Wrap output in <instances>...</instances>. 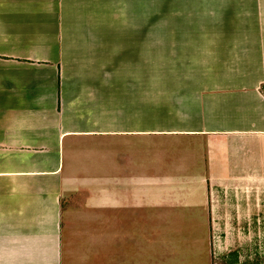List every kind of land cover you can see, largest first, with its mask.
I'll use <instances>...</instances> for the list:
<instances>
[{
  "label": "crops",
  "instance_id": "0c3cea01",
  "mask_svg": "<svg viewBox=\"0 0 264 264\" xmlns=\"http://www.w3.org/2000/svg\"><path fill=\"white\" fill-rule=\"evenodd\" d=\"M144 34L198 37L159 73ZM98 193L101 240L75 228ZM224 195L264 201V0H0V264H209ZM141 210L203 233L149 247Z\"/></svg>",
  "mask_w": 264,
  "mask_h": 264
},
{
  "label": "rangeland",
  "instance_id": "374dc122",
  "mask_svg": "<svg viewBox=\"0 0 264 264\" xmlns=\"http://www.w3.org/2000/svg\"><path fill=\"white\" fill-rule=\"evenodd\" d=\"M144 65H150L151 54L158 55L159 60L154 57L153 64L159 65V73H165L164 69L167 63V48L173 47L171 43L178 40L192 42L194 37L198 36H170L166 34H144ZM165 140L159 138L155 141ZM148 145L143 148V158L151 156L149 159L155 162L164 160L168 155H164L166 148ZM96 158V157H94ZM147 160V159H146ZM83 167L82 170H88L87 167L91 165L89 162H80ZM95 165L94 172H97L99 165ZM123 171L133 167L131 164H122ZM146 165H144V169ZM121 170V169H120ZM154 170V169H153ZM113 171V170H112ZM155 171V170H154ZM223 200L217 206L214 212L215 225L208 226L207 235L209 241L201 245L200 251H204L208 256L209 264H264V201L256 200L254 204L249 205V208L236 209L232 202L231 195H224ZM88 205L90 209L83 211L80 209L75 212L77 218L75 224L76 230H87V237H94L98 240L102 239L103 227L100 222L103 218V197L101 193L91 194ZM93 205V207L91 206ZM141 210L134 216L132 212H128L133 217L132 220L146 221L149 219L153 221L151 227H146L145 224L135 226L136 232L143 235L144 241L154 236L149 247L156 245V240L159 242V250H162L161 245H168L171 250H187L193 236L203 233V219L204 215L198 212H183L175 210L173 214H169V218L157 217L156 214L163 212H155ZM169 212V211H167ZM165 212V213H167ZM205 213V212H204ZM125 214V213H124ZM175 215V218L170 217ZM164 221L158 223V220ZM83 220L90 222L92 226H83ZM156 223V224H155ZM109 230L108 227H105ZM201 231V232H200ZM81 241V240H79ZM164 249V248H163ZM208 264V263H207Z\"/></svg>",
  "mask_w": 264,
  "mask_h": 264
}]
</instances>
